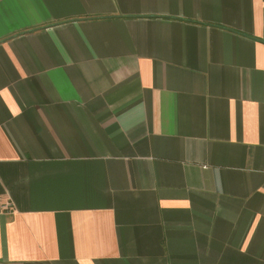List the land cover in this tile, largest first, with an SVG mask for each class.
Listing matches in <instances>:
<instances>
[{"label": "crops", "instance_id": "obj_1", "mask_svg": "<svg viewBox=\"0 0 264 264\" xmlns=\"http://www.w3.org/2000/svg\"><path fill=\"white\" fill-rule=\"evenodd\" d=\"M0 264H264V0H0Z\"/></svg>", "mask_w": 264, "mask_h": 264}]
</instances>
